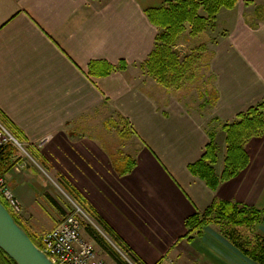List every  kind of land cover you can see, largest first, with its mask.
I'll use <instances>...</instances> for the list:
<instances>
[{
  "label": "crops",
  "instance_id": "1",
  "mask_svg": "<svg viewBox=\"0 0 264 264\" xmlns=\"http://www.w3.org/2000/svg\"><path fill=\"white\" fill-rule=\"evenodd\" d=\"M163 1L0 0V110L23 133L31 157L9 147L0 172L20 203L18 220L37 240L62 213L61 175L146 264H256L216 225L187 241L184 222L214 199L264 210V134L245 145L247 167L214 192L188 171L208 142L212 116L220 175L222 125L264 99V35L243 21L214 58L216 101L204 116L159 100L157 82L140 67L159 32L144 11ZM121 60L125 68L107 76L88 72L91 61ZM111 116L126 123L123 154L131 149L136 160L124 176L98 129ZM257 230L264 234V219Z\"/></svg>",
  "mask_w": 264,
  "mask_h": 264
},
{
  "label": "trees",
  "instance_id": "2",
  "mask_svg": "<svg viewBox=\"0 0 264 264\" xmlns=\"http://www.w3.org/2000/svg\"><path fill=\"white\" fill-rule=\"evenodd\" d=\"M237 2L238 0H164L159 7L145 9L144 12L149 22L159 32L155 37L153 50L140 67L165 88L179 87L186 73V68H188L189 58L184 59V61L178 60L179 54L174 47L185 31V24L190 25V34L193 36L204 30L205 25L209 22H211L209 25L214 28V22L220 10H232ZM200 10L205 13L204 16L199 15ZM125 65L122 60L118 66H113L105 61H91L88 72L94 76H107L114 70L124 69ZM212 94L211 106L216 101L214 91ZM119 118L123 121L121 117ZM0 120L18 140L25 142L21 130L1 110ZM109 124L115 125V122L109 120ZM222 130L225 134L226 148L223 161L224 167L221 174L217 175L214 169L217 162V144L214 132L208 134V142L201 157L188 165V171L191 175L203 181L213 192L217 190L220 184L235 178L247 167L249 158L245 145L249 140L264 134V99L249 107L246 111L239 113L233 121L224 123ZM7 148L9 147L5 149ZM27 149H30L29 145ZM4 150L1 152H4ZM31 150L35 153L36 158H41L32 147ZM111 163L116 174L124 176L132 171L136 165V160L133 156L118 151L116 154L111 155ZM56 179L58 185L68 194L71 200L83 210L124 255L135 264H146L119 237L67 178L57 175ZM0 200L15 220L22 225L16 212L1 195ZM263 219L264 210L237 202L214 199L213 203L204 212H195L185 220L184 225L187 229L185 239L192 242L195 237L202 234L204 228L216 225L221 235L239 252L256 264H264V234L259 233L257 230ZM83 230L85 235L113 262L127 264L125 259L119 255L93 225L83 223ZM26 231L28 232L27 229ZM28 234L30 235L29 232ZM30 237L38 246H42L41 238L37 240L31 235ZM0 264L16 263L0 249Z\"/></svg>",
  "mask_w": 264,
  "mask_h": 264
},
{
  "label": "rangeland",
  "instance_id": "3",
  "mask_svg": "<svg viewBox=\"0 0 264 264\" xmlns=\"http://www.w3.org/2000/svg\"><path fill=\"white\" fill-rule=\"evenodd\" d=\"M198 13L200 16L205 15L202 10ZM210 23L211 22L207 23L205 29L195 36L190 34V25L185 24V31L179 37L174 47L179 54L178 60L184 61V59L189 58L187 64L188 68H186V73L179 84L180 86L165 88L157 83L159 87V100L168 98L171 99V101H177L181 106L183 105L187 109L196 110L199 113L204 112L205 114H202L204 116L208 115V109L212 107L210 105L213 99L212 92L216 90L215 87L217 85L215 71H213L214 68L212 69V67L215 66L218 60L215 61L214 58H218L220 53L224 52L225 47L229 46L227 43L232 38L231 36L239 33L242 23L244 26L246 25L245 27L253 34L259 33L264 35V0H238L232 11L226 9L221 10L214 22V28L209 25ZM251 32H249V34ZM143 73L147 74L146 70H143ZM209 118L211 120L208 123L206 122L207 127L210 129L207 130L208 134L211 132V125L215 122L212 116ZM107 119H109V117ZM110 119L115 122V125H111L109 121L107 123L105 120L106 122L100 125L98 129L103 131L109 138L110 147L112 152H114L113 154H116L118 151L125 153L126 150L123 147L124 144L127 145L128 141L126 123L120 120L118 116H111ZM130 151L131 149L128 155L131 153ZM55 181L57 182L56 177ZM58 188L59 190L56 194V198L60 201L62 213L57 221H59L68 210L74 209L73 201L68 194L60 186ZM19 212H16V214ZM82 219L85 220L84 222L86 224L90 222L84 217H82ZM94 227L99 229L96 225ZM96 249L107 264H113L111 258L105 255L97 246Z\"/></svg>",
  "mask_w": 264,
  "mask_h": 264
},
{
  "label": "built area",
  "instance_id": "4",
  "mask_svg": "<svg viewBox=\"0 0 264 264\" xmlns=\"http://www.w3.org/2000/svg\"><path fill=\"white\" fill-rule=\"evenodd\" d=\"M6 147L15 149L23 157L31 158L25 143L18 140L0 120V152ZM0 195L15 212L20 211V203L1 172ZM72 203L74 209L68 210L54 228L42 235V248L57 264H107L94 244L82 233V217L90 221L89 217L75 202ZM120 254L128 264H135L122 252Z\"/></svg>",
  "mask_w": 264,
  "mask_h": 264
},
{
  "label": "water",
  "instance_id": "5",
  "mask_svg": "<svg viewBox=\"0 0 264 264\" xmlns=\"http://www.w3.org/2000/svg\"><path fill=\"white\" fill-rule=\"evenodd\" d=\"M0 249L16 264H57L30 237L0 200Z\"/></svg>",
  "mask_w": 264,
  "mask_h": 264
}]
</instances>
